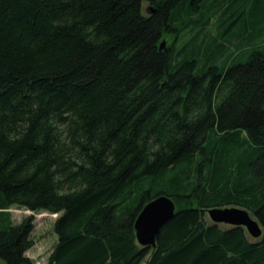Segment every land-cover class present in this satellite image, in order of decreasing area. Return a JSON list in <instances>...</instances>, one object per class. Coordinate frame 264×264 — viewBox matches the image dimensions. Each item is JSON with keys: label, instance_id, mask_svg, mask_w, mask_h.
<instances>
[{"label": "trees", "instance_id": "1", "mask_svg": "<svg viewBox=\"0 0 264 264\" xmlns=\"http://www.w3.org/2000/svg\"><path fill=\"white\" fill-rule=\"evenodd\" d=\"M234 205L264 227V0H0L1 261L35 264L17 206L59 214L47 264H264Z\"/></svg>", "mask_w": 264, "mask_h": 264}, {"label": "water", "instance_id": "2", "mask_svg": "<svg viewBox=\"0 0 264 264\" xmlns=\"http://www.w3.org/2000/svg\"><path fill=\"white\" fill-rule=\"evenodd\" d=\"M166 46V41H162L160 49ZM176 213V204L168 195H159L149 201L139 213L135 221V231L137 242L148 248H155L157 236ZM204 214H208L216 224H229L240 226L248 231L253 238L264 237V227L248 209L241 206L211 207L204 209Z\"/></svg>", "mask_w": 264, "mask_h": 264}, {"label": "rangeland", "instance_id": "3", "mask_svg": "<svg viewBox=\"0 0 264 264\" xmlns=\"http://www.w3.org/2000/svg\"><path fill=\"white\" fill-rule=\"evenodd\" d=\"M150 12L151 11L149 10V3L144 1L143 7H142L143 15L147 16L150 14ZM215 31H216L215 27H212L210 29V32L212 33ZM186 36H188V34L181 36L177 44L179 43L180 45H183L184 40L186 39L185 38ZM173 40H174V37L171 36L162 41H166V45H168V44H171ZM151 183H152V178H148L145 180V183L142 185V187L150 188ZM10 211L12 212V216L15 222H21L27 216L34 217L35 227L32 233V239L34 240V246L27 252V255L35 262V264H47L48 257L51 254L54 246L56 245L58 241V236L54 231V223L56 219L58 218L59 214L51 213L49 211H43V210L39 212H33L31 210L17 207V206L12 207ZM205 218L208 221H212L208 214H205ZM230 226L231 225L229 224H220V227L224 229L229 228ZM250 237L252 240L261 239V237L253 238L251 235ZM147 259L148 257L145 259V261L142 264H146ZM0 264H5V262L0 260Z\"/></svg>", "mask_w": 264, "mask_h": 264}]
</instances>
